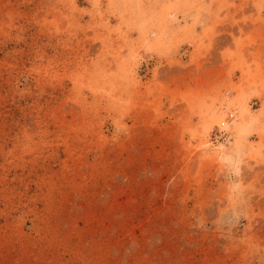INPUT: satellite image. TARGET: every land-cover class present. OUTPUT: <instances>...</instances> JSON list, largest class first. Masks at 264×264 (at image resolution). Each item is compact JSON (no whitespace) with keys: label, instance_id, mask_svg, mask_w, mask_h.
<instances>
[{"label":"rangeland","instance_id":"obj_1","mask_svg":"<svg viewBox=\"0 0 264 264\" xmlns=\"http://www.w3.org/2000/svg\"><path fill=\"white\" fill-rule=\"evenodd\" d=\"M0 264H264V0H0Z\"/></svg>","mask_w":264,"mask_h":264},{"label":"bare ground","instance_id":"obj_2","mask_svg":"<svg viewBox=\"0 0 264 264\" xmlns=\"http://www.w3.org/2000/svg\"><path fill=\"white\" fill-rule=\"evenodd\" d=\"M228 103L229 102H226V104H228ZM221 109H224V107L218 108L216 110L217 114H214V113L212 114L214 116L213 118L216 121H222V123L225 126H229L230 128H232L231 134L233 135V138H234V145L237 147L242 141L243 128L240 126V123L236 119L229 121V120H226L225 118H223V114L221 112ZM206 144H205V148H206V151L208 152V154H212L214 157H220L223 160H231L232 159V155L228 153L227 149L225 150V148L222 144H218L216 146L215 145L214 146H210V145L207 146ZM230 148L234 149L233 147H230Z\"/></svg>","mask_w":264,"mask_h":264}]
</instances>
